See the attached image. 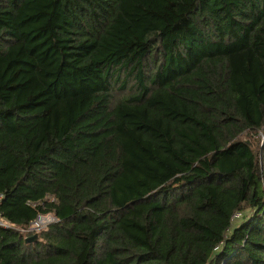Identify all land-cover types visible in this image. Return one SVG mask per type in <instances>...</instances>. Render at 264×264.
<instances>
[{
    "label": "trees",
    "instance_id": "trees-1",
    "mask_svg": "<svg viewBox=\"0 0 264 264\" xmlns=\"http://www.w3.org/2000/svg\"><path fill=\"white\" fill-rule=\"evenodd\" d=\"M0 196V264H264V0H0Z\"/></svg>",
    "mask_w": 264,
    "mask_h": 264
},
{
    "label": "built area",
    "instance_id": "built-area-1",
    "mask_svg": "<svg viewBox=\"0 0 264 264\" xmlns=\"http://www.w3.org/2000/svg\"><path fill=\"white\" fill-rule=\"evenodd\" d=\"M2 196H0L1 200ZM243 214L241 212H237L233 216V223L239 221L242 219ZM58 218L54 214V212H46V213H40L36 219H34L28 227L22 229V232L25 234H36L46 227H48L50 224L57 222ZM0 227L4 228H10L12 227L8 222L4 221L2 218H0Z\"/></svg>",
    "mask_w": 264,
    "mask_h": 264
},
{
    "label": "water",
    "instance_id": "water-1",
    "mask_svg": "<svg viewBox=\"0 0 264 264\" xmlns=\"http://www.w3.org/2000/svg\"><path fill=\"white\" fill-rule=\"evenodd\" d=\"M37 239V235L35 234L33 237H30L29 240H35Z\"/></svg>",
    "mask_w": 264,
    "mask_h": 264
},
{
    "label": "rangeland",
    "instance_id": "rangeland-1",
    "mask_svg": "<svg viewBox=\"0 0 264 264\" xmlns=\"http://www.w3.org/2000/svg\"><path fill=\"white\" fill-rule=\"evenodd\" d=\"M239 221L236 222V224L238 223Z\"/></svg>",
    "mask_w": 264,
    "mask_h": 264
}]
</instances>
